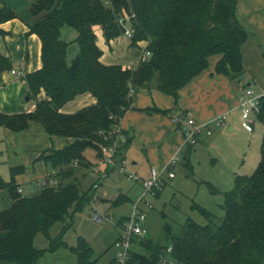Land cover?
Instances as JSON below:
<instances>
[{
    "label": "trees",
    "instance_id": "1",
    "mask_svg": "<svg viewBox=\"0 0 264 264\" xmlns=\"http://www.w3.org/2000/svg\"><path fill=\"white\" fill-rule=\"evenodd\" d=\"M238 0H35L30 7V32L42 41V66L26 72L28 95L36 100L32 111L5 113L0 110V126L15 132L30 126L41 127L49 136L71 138L62 148H49L39 155L46 164L58 168V184L43 183L33 193L20 191L15 176L23 165L11 167V178L0 181L10 199L9 207L0 210V262L38 264L48 252L68 247L77 264H100L90 243L79 236L70 245L64 235L71 227L75 213L82 211L94 198V181L87 188L75 173L78 165L88 168L93 162L86 149L93 148L101 158V146L112 144L119 134L117 156L125 158L132 141L130 130L116 131L121 118L131 107L141 88H157L172 95L176 102L179 90L202 72L209 57L221 55L217 73L235 78L245 71L243 46L250 31L237 15ZM128 14L133 36L130 46L146 40V59L135 67L107 64L101 60L103 50L98 45L96 26H100L107 41L125 31L120 18ZM19 17L9 4L0 6L1 24ZM63 26L77 31L72 40L61 37ZM76 44L73 55L72 46ZM12 68L10 59L0 52V70ZM44 92V96L40 94ZM90 92L96 102L76 112L66 113L63 105L78 94ZM256 118L264 122V94L260 95ZM177 104V103H176ZM148 112L170 114V109L148 107ZM181 127V123H177ZM199 139V137H198ZM195 144L183 150V162H190ZM75 162H77L75 164ZM71 178L69 181H63ZM212 192L218 189L208 183ZM160 190L156 192L158 196ZM130 200L121 194L114 204ZM207 219L200 223L188 217L180 234H171L164 224L168 244L144 237L137 241L149 254L132 250L129 264H161L168 255L180 264H264V137L260 159L252 174H237L234 185L223 192V215L216 216L203 206L193 203ZM164 214V213H163ZM165 215V214H164ZM128 216H123V224ZM61 222L56 235L51 228ZM47 236V247L35 245L38 233ZM171 246V251L168 247ZM112 259L108 264H113Z\"/></svg>",
    "mask_w": 264,
    "mask_h": 264
},
{
    "label": "crops",
    "instance_id": "2",
    "mask_svg": "<svg viewBox=\"0 0 264 264\" xmlns=\"http://www.w3.org/2000/svg\"><path fill=\"white\" fill-rule=\"evenodd\" d=\"M18 14L19 17L12 18L1 24L5 33L0 34V52L12 62V68L0 70V110L5 113L27 112L35 109L36 100L28 95L29 88L24 75L26 72L34 71L42 66L41 38L37 33L30 32L28 22L31 21V17L28 18L19 12ZM237 15L242 24L250 31V36L253 35L251 39L250 37L248 39L250 43L247 41L244 44L243 53L245 47H247L250 53L254 54L257 52L260 58H264V0H238ZM96 34L98 45L103 50L101 60L107 64L118 63L124 67L137 66L148 43L146 40L139 41L137 46L141 50L134 51V49H130V47H134L130 46V38L123 34L107 41L100 26H96ZM220 56L219 54L211 55L208 66L180 88L177 102L172 95L164 93L157 88H141L136 92L131 107L125 112L119 125L125 130H130V134L133 136L125 152V160L127 162V157L130 153L133 155L136 153L132 164L136 167L137 173H141L139 174L140 176H149L152 166L159 169L163 168L167 161L176 153L182 154V158L177 165L183 166L187 175L197 176L198 166L201 164L204 155L208 153V145L216 131L215 126H213L214 123L212 124V134L203 132L193 146L190 154L192 167L189 168L184 166L182 160L183 150L186 148V145H184V131L181 127H178L174 120L175 115L190 116L196 118L198 122H207L217 115L225 114L226 118L223 124H227L230 129H234V117L240 116L242 120L241 109L237 104L238 95L242 90L246 87H252L256 93L264 94V86H261L259 91L257 90L258 73L248 70L246 65L244 73L235 78L217 73L215 67ZM43 96L44 92L40 94V97ZM95 102V96L90 92H85L66 102L61 110L66 113H73ZM148 107L172 108V111L170 114L158 111L148 112ZM216 126H218L216 128H220V125ZM0 137L6 141L9 149L16 150L13 156H7L2 161L9 166V169L16 165L24 166V170L15 176V180L23 192H25L26 188H29L31 190L30 193L38 191L43 183L53 181L55 179L54 174L58 170V168L50 167L43 159L39 158L42 151L49 148H62L72 140L71 138L56 135L49 136L37 125L30 126L19 132L0 126ZM210 160L215 162L216 159L210 157ZM96 166H99L97 161L87 169L83 178L89 171L94 172V167ZM115 171L113 169L110 170L107 177ZM175 173L174 177L165 175L162 191H160L158 196L154 197V204L164 200L167 192L166 188L170 183H175L176 188L179 187V181L173 182L177 177L176 170ZM237 174L242 173L235 170L213 180L200 177L197 183L198 186L199 184L205 185L211 196L219 194L221 196V206L223 192L234 185ZM117 175L119 179L122 178L120 174ZM135 182L142 187L141 181ZM208 183H211L218 191L212 192ZM101 185L102 181L94 190V197L96 196V190ZM36 187L37 189L35 190ZM103 194L106 195L107 191L104 190ZM138 195L139 193L134 198L128 195L130 197L129 201L134 202ZM193 203H197L215 213L209 207L193 200L191 208L197 210L203 217L205 216L193 206ZM163 213L165 214V212ZM123 216H128V214L121 215L115 221L116 226L119 227L115 240L121 231L122 224L119 223V220ZM38 234L34 242H36ZM137 244H134V249ZM58 250L48 253L55 254ZM115 253L106 264L114 259Z\"/></svg>",
    "mask_w": 264,
    "mask_h": 264
},
{
    "label": "rangeland",
    "instance_id": "3",
    "mask_svg": "<svg viewBox=\"0 0 264 264\" xmlns=\"http://www.w3.org/2000/svg\"><path fill=\"white\" fill-rule=\"evenodd\" d=\"M33 1L35 0H0V6L3 3H7L17 12L29 18L31 17L30 7ZM76 35L77 31L72 27L63 26L61 29V37L65 40H72ZM252 37L253 35L250 36V39ZM248 41L250 43V40ZM73 45L70 57L76 48V44ZM130 49H134V51L141 50L139 46L130 47ZM244 56L245 65L248 70L258 73L256 85L259 91L261 86H264V58H260L257 52L254 54L250 53L247 47H245ZM241 121L240 116L234 117V129H230L227 124L220 125V128H216L218 126L213 124L216 131L208 145V153L204 155L201 164L198 166L197 176L187 175L186 169L181 165H177L175 169L177 171V177L173 182L179 181V187L176 188L175 183H170L166 188L167 192L164 200L154 204V207L148 211L147 217L143 222V226L146 229L143 235L145 239H151L153 241L161 240L163 244H168L170 240L164 229L166 222L170 224L171 234L174 236L180 234L183 223L188 217L194 218L201 223H206L207 219L197 210L191 208L193 200L209 207L215 212L216 216L221 217L223 215L224 212L220 206L221 196L219 194L211 196L208 188L205 185L199 184L198 186L197 181L200 180V177L209 178L210 180L217 179V177L234 172L235 170L242 174H252L254 172L260 157V146L264 137V122L255 118L254 130L248 131L242 126ZM1 138L0 181H8L11 178V169L2 160L7 156H13L16 150L9 149L6 141ZM85 153L87 158L93 163L97 161L99 167H104L101 159L97 157L95 149L87 148ZM135 155L136 153L134 155L132 153L128 155L126 173L115 171L102 180V185L96 190L94 199L82 211L75 213L73 223L64 235V239L70 245L76 244L78 237L83 236L92 246L94 250L93 256L99 258L100 264H106L116 252L114 241L119 232V227L116 226L115 221L121 215L129 214L133 204L132 201L121 204H114L113 201L121 194H127L134 198L137 193L140 195L143 190L135 182L139 180H134L127 176L129 173L141 174L137 173L136 167L132 164ZM210 157H214L216 159L215 162H211ZM184 166L192 167L190 162H186ZM88 168L78 165L75 173L82 179ZM59 171L58 169L54 174L55 179L50 181V183L58 184L61 179L60 174H58ZM117 174H120L122 178L119 179ZM95 177V172L89 171L82 180L83 187H89L91 182L95 180ZM70 179L67 178L63 181L66 182ZM104 190L107 191L106 195L103 194ZM30 191L29 188H26L24 193L28 194ZM10 202L7 190L5 188L0 189V210L9 207ZM153 203H155L154 198ZM163 212H165V215ZM94 215H100L102 219L96 220L94 219ZM61 227V222L54 224L51 228L52 235H56ZM35 243L39 247H44L49 242L45 234L39 233ZM135 249L149 254L148 250L140 244L135 245ZM0 264L15 263L0 262ZM38 264H76V256L68 247H61L55 254L48 253L42 257Z\"/></svg>",
    "mask_w": 264,
    "mask_h": 264
},
{
    "label": "built area",
    "instance_id": "4",
    "mask_svg": "<svg viewBox=\"0 0 264 264\" xmlns=\"http://www.w3.org/2000/svg\"><path fill=\"white\" fill-rule=\"evenodd\" d=\"M131 16L128 14L123 15L120 18V22L125 25L124 34L129 38L133 36V30L130 24ZM149 50H145L141 56L142 59H146L150 55ZM15 72V70H13ZM260 94L256 93L254 88L246 87L238 95L237 104L241 109L242 126L248 131L254 129V122L256 114L260 108ZM226 115L220 114L213 117L207 122H198L194 117H184L181 115H175L174 120L176 123H181V128L184 131V145L196 144L198 137L206 132L212 134V124L222 125L225 121ZM120 125L116 126V131H121ZM122 133L118 135L116 140L112 144H104L101 146V161L104 167H94L96 174L94 180V187L97 188L100 182L107 177L110 170H116L120 173H126L127 162L125 158L120 159L117 156V149L120 144L119 139H123ZM182 154L176 153L173 155L161 169L152 166L150 174L147 177H142L138 174L129 173L127 176L134 180L141 181L142 192L133 202L131 211L128 214V218L121 226V231L114 242L116 253L113 264H129L133 246L137 241L143 238L146 229L143 226L148 211L154 207L153 198L158 190H161L165 180V175L169 177L175 176V167L180 162ZM77 162H75L76 164ZM22 191V188H19ZM94 219L101 220L100 215H94ZM168 251H171V246L168 247ZM161 264H180L168 255L162 256Z\"/></svg>",
    "mask_w": 264,
    "mask_h": 264
}]
</instances>
